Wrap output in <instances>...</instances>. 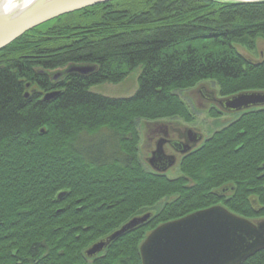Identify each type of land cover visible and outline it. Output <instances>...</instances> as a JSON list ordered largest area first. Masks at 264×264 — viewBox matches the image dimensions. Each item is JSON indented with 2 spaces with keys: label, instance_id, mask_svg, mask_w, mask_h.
Wrapping results in <instances>:
<instances>
[{
  "label": "trees",
  "instance_id": "trees-1",
  "mask_svg": "<svg viewBox=\"0 0 264 264\" xmlns=\"http://www.w3.org/2000/svg\"><path fill=\"white\" fill-rule=\"evenodd\" d=\"M259 35L264 2L111 0L58 16L2 48L0 264H140L147 231L221 198L236 214L264 218V107L241 111L205 137L175 178L145 169L137 147L138 120L188 121L192 112L178 92L202 81L226 97L264 90V53L251 61L239 52L254 49ZM69 65L93 70L53 78L52 70ZM138 67L130 96L91 90ZM222 185L233 188L219 196ZM168 196L175 198L146 223L85 257L98 238ZM242 264H264V250Z\"/></svg>",
  "mask_w": 264,
  "mask_h": 264
},
{
  "label": "water",
  "instance_id": "water-1",
  "mask_svg": "<svg viewBox=\"0 0 264 264\" xmlns=\"http://www.w3.org/2000/svg\"><path fill=\"white\" fill-rule=\"evenodd\" d=\"M107 1L111 0H29L9 10L7 0H0V50L38 25ZM214 1L264 2V0ZM92 70L89 65H69L64 73L77 72L84 75ZM59 76L61 72L53 73V78ZM58 93V91L46 93L43 99L53 98ZM215 100L217 106L225 112L261 108L264 107V91H243ZM174 162L172 156L163 154L160 143L148 159L152 170L162 174H165L164 172L173 166ZM231 188L233 185H224L215 190V193L221 196L227 194ZM65 194V191H61L57 198L60 199ZM152 216V211L132 216L117 229L89 245L84 250L85 257H96L115 239L143 225ZM260 250H264V218L251 221L224 206L212 205L161 223L150 230L139 245V257L140 264H242Z\"/></svg>",
  "mask_w": 264,
  "mask_h": 264
},
{
  "label": "rangeland",
  "instance_id": "rangeland-1",
  "mask_svg": "<svg viewBox=\"0 0 264 264\" xmlns=\"http://www.w3.org/2000/svg\"><path fill=\"white\" fill-rule=\"evenodd\" d=\"M240 46L241 47H239V52H241L247 59L251 61L258 60L260 59L262 53L264 52V35L257 36L255 48L252 50H248L247 47L243 45H240ZM65 68L66 66L62 68L60 67L58 69L56 68L52 70L51 73L61 72V76H62ZM139 72H140V68L139 67L135 68L130 73H128V75L124 77L120 82L112 83V82L105 81L101 84L92 86L91 90L102 93L107 96H112V97L130 96L134 93V91L137 88V78H138ZM216 90H217V87L212 82L202 81L198 83L197 85H195L194 87H192L191 89H187L186 91H183V92H178L179 96L186 103L187 108L189 107L188 108L189 111L192 112L191 114L192 116L189 118L188 121H184L181 117L159 118L156 120H145V119L138 120L137 122L138 158L142 166L145 169L152 170L151 166L148 163V159L151 157V151L155 150L157 138L161 134L156 131L159 125L161 124L162 125H168V124L174 125V123H176L181 128L184 127V128L192 129L193 132L201 136L200 140H198L194 144L193 148H195L203 141L205 137H209L215 130L225 126L228 122L232 121L238 116V112H225V111H222L220 108H218V106H216L217 108L215 107L217 110L212 109V111H208L210 102L206 99H208L209 97L208 96L206 98L202 97L201 93L202 94H204V92L211 93L212 91L214 92L217 100L221 99L222 97H226V96L218 95ZM251 91H264V90H251ZM164 147L168 151V153L171 152V154L174 155V157L177 159V162H178L179 157H180L178 151H176L175 148L170 149L168 145H164ZM164 173L166 177L168 178H175L181 175V172L178 170L177 165L171 168H168ZM222 186L217 187L216 189L221 188ZM174 198L175 196L165 197L161 199V201H159L153 207H143L137 214H142V213H145L151 210L156 211L157 209H160L164 203L170 202ZM212 205H221L228 209V207L225 204L224 198L218 199L217 202L207 207H210ZM242 217L247 218L251 221H255V220L263 218V217H245V216H242ZM159 224L161 223L156 224L154 228L158 226ZM88 264H93V262L89 261Z\"/></svg>",
  "mask_w": 264,
  "mask_h": 264
},
{
  "label": "flooded vegetation",
  "instance_id": "flooded-vegetation-1",
  "mask_svg": "<svg viewBox=\"0 0 264 264\" xmlns=\"http://www.w3.org/2000/svg\"><path fill=\"white\" fill-rule=\"evenodd\" d=\"M201 95H202V97H205V98L207 96L209 97L208 99H206L210 102V106L208 108V111H212V109H215V107L218 105V103L215 100L217 98H216L214 92H212V91H211V93L204 92V94L201 93ZM191 109H193V108H191ZM240 112L241 111H239L238 113H240ZM156 131L161 133L157 138L156 147H157V144L160 143L163 154L165 156H172V158L175 159L173 166L177 165V167H178V164L183 159V157L185 155L189 154L194 149L193 148L194 144L198 140H200V138H201V136L199 134L193 132L192 129L184 128V127L181 128L176 123H174V125H172V124L162 125L161 124V125H159V127ZM164 145H168L170 147V149L175 148V150L178 151V153L180 155L178 162H177V159L174 157V155L171 154V152L168 153V151L165 149ZM153 151L154 150H152L151 153ZM173 166H171V167H173ZM171 167H169V168H171Z\"/></svg>",
  "mask_w": 264,
  "mask_h": 264
},
{
  "label": "bare ground",
  "instance_id": "bare-ground-1",
  "mask_svg": "<svg viewBox=\"0 0 264 264\" xmlns=\"http://www.w3.org/2000/svg\"><path fill=\"white\" fill-rule=\"evenodd\" d=\"M27 1L29 0H7L6 4H7V8L10 10L17 6L23 5Z\"/></svg>",
  "mask_w": 264,
  "mask_h": 264
}]
</instances>
